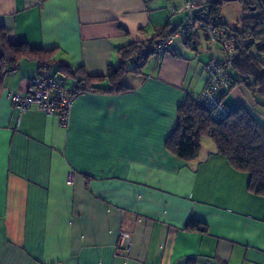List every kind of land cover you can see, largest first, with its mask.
<instances>
[{
    "label": "crops",
    "instance_id": "crops-1",
    "mask_svg": "<svg viewBox=\"0 0 264 264\" xmlns=\"http://www.w3.org/2000/svg\"><path fill=\"white\" fill-rule=\"evenodd\" d=\"M186 2L197 10L224 0H0L9 42L55 49L45 70L23 59L0 75V264H264V197L248 175L212 141L189 161L166 146L179 106L205 86V63L233 56L211 51L202 34L131 60L125 90L73 96L65 124L7 97L29 93L35 75L67 78L72 89L62 64L105 74L122 46H148L185 23ZM222 102L247 106L264 126L243 84ZM191 220L206 229H186ZM120 231L132 236L127 254L116 248Z\"/></svg>",
    "mask_w": 264,
    "mask_h": 264
},
{
    "label": "trees",
    "instance_id": "trees-1",
    "mask_svg": "<svg viewBox=\"0 0 264 264\" xmlns=\"http://www.w3.org/2000/svg\"><path fill=\"white\" fill-rule=\"evenodd\" d=\"M238 1L250 14L243 17L235 26H230L223 20L221 4L217 2H211L210 8L206 11L200 7L194 13L198 19L234 35L235 54L229 60H222L229 69L230 89L243 84L255 105L264 110V8L260 0ZM252 6L255 7L254 10H251ZM175 31L157 35L148 46L136 43L122 46L119 49L121 64L118 67L109 66L103 75H90L82 67L59 65L57 70L63 77L76 80L72 89H66L67 93L75 96L92 90L127 89L123 86L122 80L126 73L131 71L128 63L135 58H145L154 52L155 39L173 34ZM54 52L55 49L30 48L25 41L9 42L4 29L0 27V75L9 67L15 68L23 59L34 60L40 69L45 70L52 61ZM232 71L237 77L232 75ZM105 79L110 86H101ZM228 110L225 118L214 120L196 103V98L182 104L178 108L177 122L166 141V146L179 158L189 161L199 156L201 140L208 137L214 143L217 153L225 156L235 169L248 175V189L264 197V126L247 106L241 105ZM186 229L204 231L206 227L199 221L191 220L187 223Z\"/></svg>",
    "mask_w": 264,
    "mask_h": 264
},
{
    "label": "built area",
    "instance_id": "built-area-1",
    "mask_svg": "<svg viewBox=\"0 0 264 264\" xmlns=\"http://www.w3.org/2000/svg\"><path fill=\"white\" fill-rule=\"evenodd\" d=\"M210 3L204 4V10L210 8ZM185 8L190 12L188 17L173 34L158 37L153 43L155 52H173L174 37H189L202 34L209 43L212 51L218 45L223 52L235 51L236 38L223 28L198 19L194 13V5L186 2ZM206 82L203 90L196 97V103L204 108L214 120L225 118L229 110L222 102L221 89H230L231 79L228 66L218 58L212 56L204 65ZM7 97L19 110H25L37 106L47 114H57L61 122L65 124L68 119L73 96L69 95L66 88L51 75H35L30 79V92L27 94L8 91ZM132 245V236L129 232L120 231L116 248L119 252L127 254Z\"/></svg>",
    "mask_w": 264,
    "mask_h": 264
},
{
    "label": "rangeland",
    "instance_id": "rangeland-1",
    "mask_svg": "<svg viewBox=\"0 0 264 264\" xmlns=\"http://www.w3.org/2000/svg\"><path fill=\"white\" fill-rule=\"evenodd\" d=\"M247 2H250V0H246ZM249 11L245 10L243 5L238 1H224L221 4V16L223 20L228 22L230 26H235L237 23L245 16L249 15ZM219 49V48H218ZM223 58H228V56H232L235 54V51L231 53H226L220 50L219 52ZM59 77V76H58ZM67 78H62L61 84L66 88ZM206 141H211L208 137L203 138V143H206Z\"/></svg>",
    "mask_w": 264,
    "mask_h": 264
},
{
    "label": "water",
    "instance_id": "water-1",
    "mask_svg": "<svg viewBox=\"0 0 264 264\" xmlns=\"http://www.w3.org/2000/svg\"><path fill=\"white\" fill-rule=\"evenodd\" d=\"M224 1H235V0H224ZM261 1V3H262V6H263V8H264V0H260ZM255 9V7L254 6H252L251 7V10H254ZM221 93H224V90L223 89H221V91H220Z\"/></svg>",
    "mask_w": 264,
    "mask_h": 264
}]
</instances>
